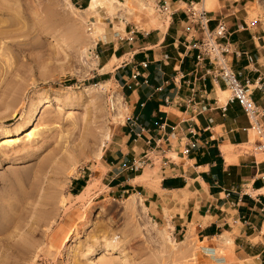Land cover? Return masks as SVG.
<instances>
[{
  "label": "rangeland",
  "instance_id": "rangeland-1",
  "mask_svg": "<svg viewBox=\"0 0 264 264\" xmlns=\"http://www.w3.org/2000/svg\"><path fill=\"white\" fill-rule=\"evenodd\" d=\"M58 1L0 0V264H243L226 247L218 245L213 257L199 250L207 241L175 232L170 215L180 205L167 204L169 195L159 193L158 204L147 206L134 190L101 191L102 149L131 115L121 82L103 64L112 46L116 54L139 48L145 31L160 38L152 28L167 23L159 4L188 16L189 0H143L149 10L138 0H117L94 14L81 11L89 0ZM193 1L215 12L230 3ZM231 3L239 20L264 32V0ZM130 27L133 40L124 37ZM174 32L172 17L160 43ZM157 46L148 48L158 54ZM159 49L173 59L171 43ZM6 137L16 141L2 144ZM252 138L244 149L254 150ZM160 163L156 156L138 169L137 181L156 188Z\"/></svg>",
  "mask_w": 264,
  "mask_h": 264
},
{
  "label": "crops",
  "instance_id": "crops-1",
  "mask_svg": "<svg viewBox=\"0 0 264 264\" xmlns=\"http://www.w3.org/2000/svg\"><path fill=\"white\" fill-rule=\"evenodd\" d=\"M181 1L186 4V0ZM191 1L195 6H200L201 2ZM232 1L234 0H229L230 3L222 2L216 12L206 9L208 24L212 26L216 18L224 20L230 32L229 37L236 46L251 52L261 63L263 51L258 46H264V32L256 33L251 30L244 24L245 20L241 16L242 20H239L235 13L238 7L232 4ZM176 10L177 7H173L171 16L166 17L167 23L168 19L171 21L172 17L175 18V32L171 35V42L160 43L166 23L162 28L152 27L161 35L157 41L154 42V36L145 31L140 36L139 48L130 47L126 50L120 47L116 54L115 45L109 53L110 59L106 56L102 59V63L109 59L102 68L111 65V68L104 72L118 79L123 87L122 94L129 97L131 115L127 116L137 117L145 126H153L164 118L167 130L178 121L182 106L175 102L164 104L163 95L168 93L174 96L173 100H180L186 91L185 86L177 88L175 84L169 83L148 95L151 87L144 83L135 85L128 78V73L133 62L147 57L149 61L145 69L149 82L155 86L163 76L172 71L173 65H178L182 71L190 68L192 54L195 52L193 46L198 40L200 30L184 22L187 17L186 10ZM168 43L175 49V55H171L173 59L165 51L159 52V48ZM157 44L158 54L148 48ZM103 51V48H100L98 52ZM164 53L169 56L170 61L163 59ZM184 55L185 59L179 62V58L182 60ZM116 59H119L118 62L112 63ZM244 63L243 57H232L231 64L235 70L241 71ZM259 69L264 70V65L261 64ZM255 75L253 70L246 71L248 78ZM244 76L241 74L240 78ZM218 86L217 89L215 86L210 87L209 96L216 94L218 102L222 104L226 98L224 93H228V90L223 88L222 84ZM253 98L258 103L264 100V85L262 89L254 90ZM192 119L198 147L181 155L179 147L190 134L180 133L174 127L172 133L160 145L171 158L165 165L160 164L156 188L144 186L142 182L147 180L137 181L143 176V170L142 173H136L137 171L132 172L127 168L134 154L140 149H145L146 135L142 134L133 140L130 125L125 119L102 149L104 170L101 172V191H115L121 194L134 190L147 206L159 202V198L163 197L159 193L169 195L167 204L180 205V210L176 209L170 215L174 231L180 232V235L189 234L197 241H207L206 247L200 246V252L215 257V248L221 245L235 258L242 260L243 264H264V157L258 158L257 150L242 147L248 145L251 134L249 130L241 129V126L247 124L246 117L238 104L228 102L223 114L218 107H214L204 110ZM186 124L184 121L180 123L182 127ZM206 125H209L208 128H205ZM227 155L229 158H226ZM219 236L226 239H217ZM183 239L186 240L187 235ZM216 259L225 261L224 256H218Z\"/></svg>",
  "mask_w": 264,
  "mask_h": 264
},
{
  "label": "built area",
  "instance_id": "built-area-1",
  "mask_svg": "<svg viewBox=\"0 0 264 264\" xmlns=\"http://www.w3.org/2000/svg\"><path fill=\"white\" fill-rule=\"evenodd\" d=\"M190 12L187 17V23L191 26H196L200 30L198 40L194 44L195 52L192 54L191 66L187 71H182L178 65H173L172 71L163 76L161 81L153 86L149 82V77L146 72V66L149 60L143 57L131 64L128 78L133 83L148 84L151 87V95L153 91L162 89L163 86L169 83L175 84L177 88L184 85L186 88L180 100H173V95L168 93L163 95V103L170 104L172 102L181 105V115L177 122L167 130V122L161 118L153 126H145L139 122L137 117L127 116L128 124L130 125V133L132 139L140 137L145 134L144 143L145 149L138 150L132 157L127 168L135 172L145 165L153 163V159L159 156L160 164L165 165L171 156L165 154V149L160 145L172 133L173 128L177 131L187 132L190 134L189 138L184 141L179 147L181 155L187 154L190 149L198 147V139L196 130L192 124V118L206 109L218 107L221 114L224 113L225 106L228 102H235L238 104L246 117L247 124L241 126V129H250L253 134V149L264 153V100L258 103L253 98L255 89H262L264 85V70H260L259 66L264 65V46L260 45L262 49V62L259 63L253 57L251 52L239 49L233 40L230 39V32L224 20L216 18L215 23L209 26V18L207 10L204 8H193L192 1ZM157 9L161 14L168 15L173 13V9L169 8L167 2L158 5ZM124 37L128 40H133L134 28L130 27L124 31ZM163 59L167 60L168 55L164 53ZM232 57H243L245 63L240 70H235L231 64ZM181 61V57L179 58ZM253 70L256 75L252 78L246 76V71ZM245 76L241 79L240 75ZM141 76V78H138ZM218 84H222L223 88L228 90V94L222 104L217 101V95L209 96L210 87L215 86L219 88ZM187 122L185 127L180 125L181 122ZM206 125L205 128H208Z\"/></svg>",
  "mask_w": 264,
  "mask_h": 264
},
{
  "label": "bare ground",
  "instance_id": "bare-ground-1",
  "mask_svg": "<svg viewBox=\"0 0 264 264\" xmlns=\"http://www.w3.org/2000/svg\"><path fill=\"white\" fill-rule=\"evenodd\" d=\"M58 1V0H57ZM63 0H60V2H62ZM116 1L117 0H89V2H88V4L86 5V7L83 9V10H81L82 12H85V13H87V14H94V13H97L98 12V10L105 4V3H107V4H109L112 8H115L116 7ZM204 1V3L205 4H207V6H211L214 2H215V0H203ZM59 2V1H58ZM138 4H139V7L141 8V10H149L150 9V7L147 5V3L145 2V1H143V0H138ZM192 5H193V8L195 7V3H193L192 2ZM200 8H203V7H200ZM168 16V15H167ZM120 22H121V25L120 26H122L123 24H124V21H121L120 20ZM153 25H155V24H153ZM88 44H90V42H88ZM88 49H89V47H87ZM99 85V84H98ZM100 86L102 87V85L100 84ZM226 89V88H225ZM217 101H219L218 100V98H217ZM117 102V101H116ZM115 102V104H117ZM250 132H251V130L250 129H248ZM28 134V133H27ZM14 141H16V139H13L12 137H6L1 143L2 144H9V143H12V142H14ZM225 149V148H224ZM225 152H226V149H225ZM226 154H228V153H226ZM226 156V155H225ZM226 158H229L228 157V155H227V157ZM264 228V227H263ZM187 240V239H186ZM186 240L184 241H182V243L183 244H187L186 243ZM66 242V241H65ZM181 243V244H182Z\"/></svg>",
  "mask_w": 264,
  "mask_h": 264
},
{
  "label": "trees",
  "instance_id": "trees-1",
  "mask_svg": "<svg viewBox=\"0 0 264 264\" xmlns=\"http://www.w3.org/2000/svg\"><path fill=\"white\" fill-rule=\"evenodd\" d=\"M85 4H83L82 6H84ZM85 7V6H84ZM172 41V39H169V42H171ZM185 59V55L182 57V60H181V62L183 61ZM84 178H80V179H76V180H74V184H75V186H76V188H78L79 186H81L83 183H84Z\"/></svg>",
  "mask_w": 264,
  "mask_h": 264
}]
</instances>
